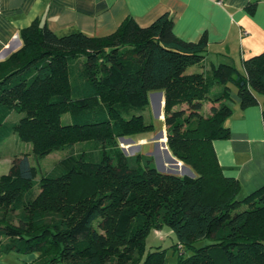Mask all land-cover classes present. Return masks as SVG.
Wrapping results in <instances>:
<instances>
[{
    "label": "trees",
    "instance_id": "trees-1",
    "mask_svg": "<svg viewBox=\"0 0 264 264\" xmlns=\"http://www.w3.org/2000/svg\"><path fill=\"white\" fill-rule=\"evenodd\" d=\"M174 24L164 13L145 27L129 16L105 36L60 35L38 21L21 30V48L0 61V145L17 133L37 157L85 142L98 153H70L40 178L29 153L14 157L0 175V256L169 264L166 249L146 252L150 230L168 225L177 264H264V185L239 198L242 185L214 148L229 136L232 86L242 108L261 102L264 118V51L242 68L209 64L207 35L186 41ZM153 91L163 92L168 149L194 177L161 172L152 156H127L119 145L153 131L141 113ZM14 111L23 115L10 122ZM202 238L212 242L197 247Z\"/></svg>",
    "mask_w": 264,
    "mask_h": 264
},
{
    "label": "crops",
    "instance_id": "crops-1",
    "mask_svg": "<svg viewBox=\"0 0 264 264\" xmlns=\"http://www.w3.org/2000/svg\"><path fill=\"white\" fill-rule=\"evenodd\" d=\"M249 2L256 3L253 13L246 7ZM164 13L173 16L181 39L207 35L209 64L231 59L242 68L244 59L264 51V0H0V61L21 48L20 32L34 21L60 35L81 30L105 36L129 16L145 27ZM231 105L225 121L229 136L215 140L214 148L225 175L237 178L246 194L264 185L262 104L242 108L236 95ZM126 145L127 150L133 146ZM33 258L10 252L0 256V264H25Z\"/></svg>",
    "mask_w": 264,
    "mask_h": 264
},
{
    "label": "rangeland",
    "instance_id": "rangeland-1",
    "mask_svg": "<svg viewBox=\"0 0 264 264\" xmlns=\"http://www.w3.org/2000/svg\"><path fill=\"white\" fill-rule=\"evenodd\" d=\"M232 95L233 98L237 95V90L235 86H232ZM163 104L164 101L162 100ZM163 104L161 107V113H159V97L156 98L155 102L152 104L150 99V105L147 106L141 113L144 115L145 120L148 123L154 124V129L151 132L142 133L138 135H134L131 137H125V140L118 139L119 145L122 148L123 152L127 156H133L137 153H144L148 156H152L154 158L155 165L157 167L156 161L159 163L161 167H164L165 170L161 171L164 173L178 174V175H189L191 173L195 175L194 171H185L184 169H180V165L177 166L176 162L171 159L165 152V150L161 149L162 138L166 136L165 124H164V112H163ZM210 104L206 103L204 108V113L207 114L210 111ZM186 108V105L182 106ZM23 114L17 111H14L7 118L10 122L18 121ZM63 122L67 123L70 118L69 114H65L62 117ZM164 131L165 136L161 137L160 132ZM127 138H131L129 140ZM142 139V141H141ZM167 141V137H166ZM132 144V148L127 150L128 145ZM33 145L31 142L23 141L20 139L17 133H13L7 139H5L0 145V175L7 173L11 167L12 161L15 156L21 155L23 153L30 154V161L33 165H35L38 169V178H40L43 174L49 172L56 163H58L62 158L66 157L70 153H80L84 150L93 151L98 153V150L91 143H77L72 148L65 149H55L51 153L43 157H37L32 152ZM171 153V152H170ZM172 157H174L171 154ZM175 158V157H174ZM170 164V165H167ZM185 165V164H184ZM188 167V166H187ZM35 194L39 191V186L37 185L34 189ZM242 191L239 194V198H243L245 195ZM178 242L177 236L174 230L168 225H164L161 228H152L149 234L146 237V252L149 250L166 249V258L169 264H177L180 250L175 248V244ZM212 242L209 238H202L195 242L197 247L206 245ZM192 250H188L185 256L190 255ZM28 256V255H27Z\"/></svg>",
    "mask_w": 264,
    "mask_h": 264
},
{
    "label": "water",
    "instance_id": "water-1",
    "mask_svg": "<svg viewBox=\"0 0 264 264\" xmlns=\"http://www.w3.org/2000/svg\"><path fill=\"white\" fill-rule=\"evenodd\" d=\"M157 97H159V110H160L159 113H161L163 92L162 91H153V92L150 93V99H151L152 104L155 102ZM159 134H160L161 137L165 136L164 131H161ZM120 139L125 140V137H120ZM127 139H129V138H127ZM162 144L165 146V152L171 157L172 160H174L176 162V165L179 166L180 165L179 163H181V162L178 159H176V158L171 156V153H170V151L168 149V146L166 145V140H163ZM156 163H157V169L159 171L165 170V168L161 167L157 161H156ZM183 167H184V170L187 169V170L191 171V169L189 167H187L186 165H184V164H183ZM191 176L194 177L195 175H193L191 173Z\"/></svg>",
    "mask_w": 264,
    "mask_h": 264
}]
</instances>
